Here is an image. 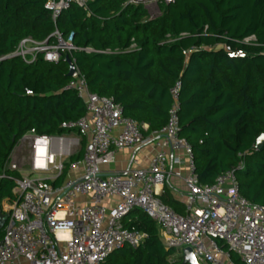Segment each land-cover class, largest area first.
I'll list each match as a JSON object with an SVG mask.
<instances>
[{
	"label": "trees",
	"instance_id": "trees-1",
	"mask_svg": "<svg viewBox=\"0 0 264 264\" xmlns=\"http://www.w3.org/2000/svg\"><path fill=\"white\" fill-rule=\"evenodd\" d=\"M48 1L0 0V173L28 130L59 133L63 122L86 115L83 100L66 88L67 61L39 55L26 62L11 54L23 38L42 42L57 30L64 40L72 34L77 50L71 56L89 90L146 125L145 136L166 126L171 90L179 83V136L191 146L199 183L212 184L243 164L235 170L239 192L264 207V144L256 149L264 133V0H158L156 17L129 0H91L87 10L70 3L55 20ZM13 185L12 179L0 180V208ZM159 199L184 213L166 186ZM122 226L144 233V240L136 249L114 250L104 264H182L140 209L126 215ZM230 262L245 264L233 252Z\"/></svg>",
	"mask_w": 264,
	"mask_h": 264
},
{
	"label": "built area",
	"instance_id": "built-area-1",
	"mask_svg": "<svg viewBox=\"0 0 264 264\" xmlns=\"http://www.w3.org/2000/svg\"><path fill=\"white\" fill-rule=\"evenodd\" d=\"M89 1L49 0L46 6L55 20L70 3L87 10ZM75 50L72 34L64 40L55 30L50 40L23 38L11 54L26 62L41 55L47 61L70 60L75 65ZM75 69L66 88L83 100L86 115L63 122L59 133L28 130L19 139L26 156L18 161L11 153L0 173V180L14 182L0 208L6 217L0 264H104L114 250L136 249L143 242L144 233L122 226V219L136 208L157 224L162 243L181 257L189 248L200 264H226L231 252L245 264H264V207L239 192L235 170L243 164L220 173L212 184L198 181L191 146L179 136L180 84L171 90L174 102L166 126L145 136L146 125L124 116L111 98L91 92L76 65ZM147 144L156 151L146 166L107 169L118 151ZM9 171L19 176L11 177ZM171 175L187 187L182 214L159 199L160 186Z\"/></svg>",
	"mask_w": 264,
	"mask_h": 264
},
{
	"label": "crops",
	"instance_id": "crops-1",
	"mask_svg": "<svg viewBox=\"0 0 264 264\" xmlns=\"http://www.w3.org/2000/svg\"><path fill=\"white\" fill-rule=\"evenodd\" d=\"M158 137L159 136H155V138ZM155 151L156 147L153 144H147L137 148L122 149L117 152L115 161L108 165L107 169L125 170L135 166H146L151 157L154 155ZM180 169L183 173H185L184 167H180ZM164 186L167 187L170 195L174 199L178 200L185 206V201L182 202V198L184 197L186 200L187 187L181 179L176 178L173 175L169 176L168 180L165 181L162 186H160V190L162 191L160 195H162L164 192ZM226 264H231L230 259L226 260Z\"/></svg>",
	"mask_w": 264,
	"mask_h": 264
},
{
	"label": "rangeland",
	"instance_id": "rangeland-1",
	"mask_svg": "<svg viewBox=\"0 0 264 264\" xmlns=\"http://www.w3.org/2000/svg\"><path fill=\"white\" fill-rule=\"evenodd\" d=\"M137 3L142 4L148 11L150 17H156L160 14L159 8H158V1L157 0H136ZM248 41H253V38L247 39ZM64 133H67V130L63 131ZM74 133V132H72ZM73 135V134H72ZM25 143L20 142V140L17 142L15 145L12 154L14 159L20 160V158H24L26 156V151H25ZM18 163V162H17ZM24 174V173H22ZM185 201V198H182V202Z\"/></svg>",
	"mask_w": 264,
	"mask_h": 264
},
{
	"label": "water",
	"instance_id": "water-1",
	"mask_svg": "<svg viewBox=\"0 0 264 264\" xmlns=\"http://www.w3.org/2000/svg\"><path fill=\"white\" fill-rule=\"evenodd\" d=\"M68 65H69V71L67 73L68 77H73L76 75V69H75V65L68 60ZM264 144V133L261 134L257 140H256V149H261L263 147ZM6 220V217L4 215H1L0 213V229L3 226L4 222ZM182 264H200L196 258L194 257L192 251L189 248H185L183 250V256H182Z\"/></svg>",
	"mask_w": 264,
	"mask_h": 264
}]
</instances>
